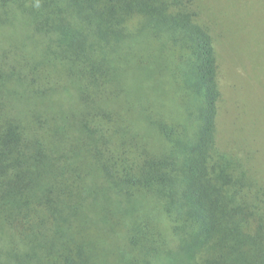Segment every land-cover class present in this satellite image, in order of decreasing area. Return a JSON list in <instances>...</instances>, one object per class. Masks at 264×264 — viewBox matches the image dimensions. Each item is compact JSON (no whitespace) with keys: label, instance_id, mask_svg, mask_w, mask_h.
Returning a JSON list of instances; mask_svg holds the SVG:
<instances>
[{"label":"trees","instance_id":"obj_1","mask_svg":"<svg viewBox=\"0 0 264 264\" xmlns=\"http://www.w3.org/2000/svg\"><path fill=\"white\" fill-rule=\"evenodd\" d=\"M220 1L0 0V264H264Z\"/></svg>","mask_w":264,"mask_h":264},{"label":"rangeland","instance_id":"obj_2","mask_svg":"<svg viewBox=\"0 0 264 264\" xmlns=\"http://www.w3.org/2000/svg\"><path fill=\"white\" fill-rule=\"evenodd\" d=\"M218 4V11L223 16L222 21L229 29L228 36L232 37L229 41L235 45L233 57L238 60L235 62L237 63L235 68L237 71L245 72L242 85L255 86L254 95L250 97V104L256 110L264 111V0H257V2L256 0H221ZM256 23L261 28L259 44L255 41ZM251 74L256 75L257 84ZM259 75L262 78L260 80ZM253 115L259 118L264 114L257 112Z\"/></svg>","mask_w":264,"mask_h":264}]
</instances>
